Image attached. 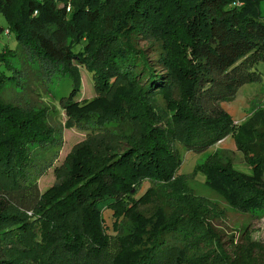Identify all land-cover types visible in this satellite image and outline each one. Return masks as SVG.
Returning a JSON list of instances; mask_svg holds the SVG:
<instances>
[{"label":"trees","instance_id":"trees-1","mask_svg":"<svg viewBox=\"0 0 264 264\" xmlns=\"http://www.w3.org/2000/svg\"><path fill=\"white\" fill-rule=\"evenodd\" d=\"M262 2L0 0V264H234L211 222L223 212L172 195L183 163L175 144L200 153L232 135L252 172L219 149L193 172L236 210L264 208V178L255 184L264 174V107L237 127L222 106L260 79ZM81 68L92 100H79ZM54 77L72 83L60 98L64 128L88 137L42 192L37 182L63 126L50 122L53 105L26 97L46 99ZM135 210L149 212L147 225ZM106 211L118 220L116 235Z\"/></svg>","mask_w":264,"mask_h":264},{"label":"rangeland","instance_id":"rangeland-1","mask_svg":"<svg viewBox=\"0 0 264 264\" xmlns=\"http://www.w3.org/2000/svg\"><path fill=\"white\" fill-rule=\"evenodd\" d=\"M261 11L264 15V2L261 3ZM0 23L6 26V21L1 13ZM5 42L13 48L17 46L15 40L11 37L5 38ZM256 69L260 73V79L243 85L239 89L234 101L222 103L224 109L231 114L234 124H236L237 127L243 123L244 120L246 121L253 116L256 110L264 107V61H260L256 65ZM81 78L82 87L79 100H92L96 92L92 77L84 68H81ZM35 80L36 78L32 75L29 82L32 83ZM49 87L51 93H49L46 99L44 95L41 96L39 94L30 93V97H26L21 93H17L15 90L10 91V94L20 101H23L25 96L26 98H31L30 101L38 105H53L51 108L52 117L50 118V122L52 125H57V127H59V125L63 126L62 145L57 154L53 156V160L50 161L51 165L40 175L37 182L42 192L53 187V185L59 181L60 177L55 174V168L64 162L68 153L75 146L84 142L88 137L87 131L85 130L76 127L64 128L66 113L65 110L59 106L60 98L64 95H68L71 91V81L66 77H54ZM175 145L180 152L183 163L180 170H178L177 174L172 178V180L176 181L173 186L174 188H171L174 189L172 195L182 192L186 195H193L196 198H203L215 205L219 211L223 212V214H218L211 222L214 228L217 231L219 230L220 241L228 255L234 261V264L264 263V208H257L256 210H254L255 208H248L247 210H243V212L236 210L226 199L225 194L221 192L220 188H216L207 183L205 177L201 174L193 172L195 165L203 163L215 149L221 150L222 152L220 155L224 158L233 157V162L238 169L252 172L242 155L237 153V146L233 136H227L208 150L200 153L193 152L178 142ZM263 178L264 174L258 175L255 178L257 187H263V183L261 182ZM149 186L150 183L146 182L140 189L138 196L143 195ZM169 194L170 192L167 195ZM146 203L147 206H152V203L155 202L152 200ZM150 217L151 215L147 211L141 213L140 210L139 212L135 210L134 212V220L142 219L145 225H147L146 221ZM104 218L107 233L116 235L119 229L118 220L113 218L111 211H106L104 213Z\"/></svg>","mask_w":264,"mask_h":264}]
</instances>
